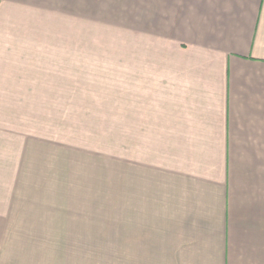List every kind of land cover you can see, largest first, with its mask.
Instances as JSON below:
<instances>
[{"label": "crops", "instance_id": "obj_1", "mask_svg": "<svg viewBox=\"0 0 264 264\" xmlns=\"http://www.w3.org/2000/svg\"><path fill=\"white\" fill-rule=\"evenodd\" d=\"M100 235L264 264V0H0V264Z\"/></svg>", "mask_w": 264, "mask_h": 264}, {"label": "rangeland", "instance_id": "obj_2", "mask_svg": "<svg viewBox=\"0 0 264 264\" xmlns=\"http://www.w3.org/2000/svg\"><path fill=\"white\" fill-rule=\"evenodd\" d=\"M36 246L39 249L42 247L46 251L50 248L57 249L59 245V237H36ZM67 242V241H66ZM65 242V243H66ZM70 243H76L75 238L68 237V244L63 246V251H52L45 253L44 260L57 264L60 259L62 260H77L81 264H111V260L122 261L125 259V252L123 251V238L121 235L107 236L100 235L94 237H78L77 251H72ZM46 244V247H45ZM38 254V253H37ZM48 254V255H47ZM122 264V263H114Z\"/></svg>", "mask_w": 264, "mask_h": 264}]
</instances>
